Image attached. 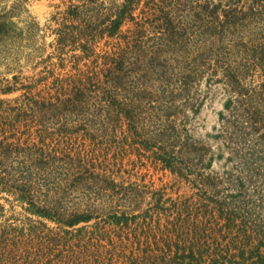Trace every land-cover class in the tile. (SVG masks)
<instances>
[{"label": "trees", "instance_id": "16d2710c", "mask_svg": "<svg viewBox=\"0 0 264 264\" xmlns=\"http://www.w3.org/2000/svg\"><path fill=\"white\" fill-rule=\"evenodd\" d=\"M140 1L124 0L101 23L70 4L71 23L54 30L59 59L68 47L93 55L101 39L135 20ZM221 2L228 9L197 4L201 13L182 21L184 0H148L157 46L117 47L96 53L98 69L91 61L50 86L38 89L42 77L0 90H23L14 104L0 100V194L29 215L0 223V264H264V0H251L247 12ZM12 16L0 8V52L19 35ZM205 75L225 96L222 173H208L210 149L179 126L196 111ZM75 146H141L195 192L175 199L157 192L146 208L137 206L147 196H132L125 206L126 191L146 192L124 189Z\"/></svg>", "mask_w": 264, "mask_h": 264}, {"label": "rangeland", "instance_id": "374dc122", "mask_svg": "<svg viewBox=\"0 0 264 264\" xmlns=\"http://www.w3.org/2000/svg\"><path fill=\"white\" fill-rule=\"evenodd\" d=\"M18 1H20V4H17ZM147 1L141 0L136 5L133 11L135 20L123 25L120 35L111 39L107 37L101 39L97 43L93 55L82 57L83 54L79 49L70 51L68 47L60 55V58H62L60 60L55 49L57 35L54 30L62 22L71 23V19L65 15V11L70 4L79 6L83 18L88 19L89 17L86 16L88 15L94 19L93 15H95L96 23H101L105 20L104 18L109 10H114L116 6L124 3V0H97L94 2L89 0H0V8L5 7L13 12L12 21L14 22V28L17 30L15 34L21 35L13 38V46L7 45L0 52V90L16 81L17 86H21V84L33 85L42 77H46V80L40 81V84L37 85L40 89L44 85L50 86L51 83H56V79H64L68 75L74 74L76 68L87 71V67L91 68V61L93 63L96 61L97 69L98 66L102 67L103 59L96 56V53L99 55L104 54V51L110 53L112 50H116L117 47L127 48L131 53L139 50V48L141 51L147 52V50L157 46L159 33H156L157 25H151L152 22H149L148 17H146V12L149 10L146 7ZM234 1L232 7L235 6L244 12H247L246 10L251 4V0ZM208 2L220 5L222 10L228 9V6L224 3H219L220 0H184L181 5L182 14L184 15L182 21L191 18L190 15L201 13L197 4ZM143 11L145 13H142ZM151 11L153 10L149 12ZM219 16L222 18L221 11H219ZM259 17H263V15ZM135 22H138L139 25H136ZM243 28L238 26L233 34H240V29ZM244 32L245 36H242V38L245 41L247 29ZM229 39L234 43V38L231 35ZM137 44L140 45L139 48L136 47ZM73 55L74 57H72ZM97 69H94V71H97ZM14 77H16V80ZM207 77L205 75L199 85L202 97L196 106V111L194 113L186 112V123L183 125H180V121L184 117L179 115L177 119L180 128L186 129L194 140L210 149L211 162L208 173H222L227 167L228 152L223 142L218 138V128L219 113L223 108L225 96H223L224 92L221 84L213 83L209 87L205 84ZM256 80L259 81L258 78ZM22 92L23 90H16L9 94H3L0 91V100H8L14 104V101ZM52 147L61 148L63 146H51L50 149ZM75 147L78 150L83 148V154H87V159L98 166V171L101 172L104 169L106 175L111 176L115 182L122 184L124 189H130L127 186L133 184L139 185L146 192L145 194H136L126 191L127 195L121 196V203L125 206H130L128 199L132 196H135V200L147 196V200L146 197L143 202L139 200L140 203L138 202L137 206V208H146L145 203L150 201L149 198L152 194H157V192H164V199H175L178 195L185 197L195 192V189L190 188V185L184 182H180L168 170H160V165L153 162L150 153H145L141 146ZM6 199L12 201V204ZM0 205L1 224L14 221L17 223L20 221L27 222L29 215L24 212L22 205L12 200L11 197L0 194ZM108 211L106 209L105 213ZM32 220L37 219L32 218ZM47 224L51 227L54 226V224Z\"/></svg>", "mask_w": 264, "mask_h": 264}]
</instances>
